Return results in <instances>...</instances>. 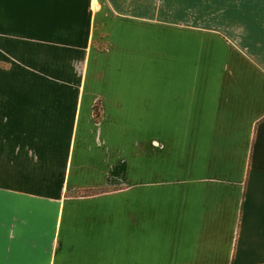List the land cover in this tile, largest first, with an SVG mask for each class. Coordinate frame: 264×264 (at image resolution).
Wrapping results in <instances>:
<instances>
[{
    "label": "crops",
    "instance_id": "obj_1",
    "mask_svg": "<svg viewBox=\"0 0 264 264\" xmlns=\"http://www.w3.org/2000/svg\"><path fill=\"white\" fill-rule=\"evenodd\" d=\"M98 1L110 11L105 49L83 51L70 102H99L121 121L102 128L112 148L138 132L131 120H174V176L148 177L129 159L108 174L98 129L57 128L59 147L69 135L75 152L61 191L45 177L0 181V264H264V0H185V19L174 0L67 6ZM13 95L12 115L36 113L34 94Z\"/></svg>",
    "mask_w": 264,
    "mask_h": 264
},
{
    "label": "rangeland",
    "instance_id": "obj_2",
    "mask_svg": "<svg viewBox=\"0 0 264 264\" xmlns=\"http://www.w3.org/2000/svg\"><path fill=\"white\" fill-rule=\"evenodd\" d=\"M174 2L179 4L174 6V19H185V0ZM71 3L72 0H0V181L10 177L39 181L45 177L48 182L54 181L61 191L65 165L75 154L70 147L74 137L61 136L63 144L59 147L60 137L54 133L57 128L68 129L78 122L82 127L98 129L94 138L104 146L103 170L107 169L106 161L113 164L108 167V174L114 172L113 175L119 176L129 159L132 166H137L139 160L146 162L148 177L163 181L174 176V167H168L174 161V120H131V127L138 132L129 137L126 143L129 145L116 143L112 148L105 145L108 141L102 135V128L116 126L121 121H110L106 117L107 106L102 108L99 102L77 105L70 102L68 95L75 92V84L84 74L85 55L96 47L100 48L96 53L105 49L103 16L110 14L108 9L107 13L103 12L99 1L91 2L87 8L67 6ZM97 15L99 37L95 38ZM77 26L81 29L79 33L75 31ZM146 58L144 68L147 78L152 79L156 75L150 70L155 65L154 57ZM144 68L139 70L142 72ZM22 92L35 95L36 113H30V118L16 109L11 114L12 94L17 98ZM64 96L70 102L66 106L60 103V97ZM96 104H99L97 110ZM74 106L81 120L72 119ZM43 107L45 113L39 110ZM62 107L67 110H61ZM102 112L105 119L96 123L95 114L101 116ZM159 162L161 167L156 164ZM133 170L137 168H131L132 174ZM100 174L103 175L102 169ZM148 191L156 193L155 189Z\"/></svg>",
    "mask_w": 264,
    "mask_h": 264
},
{
    "label": "trees",
    "instance_id": "obj_3",
    "mask_svg": "<svg viewBox=\"0 0 264 264\" xmlns=\"http://www.w3.org/2000/svg\"><path fill=\"white\" fill-rule=\"evenodd\" d=\"M99 104L95 105V110L98 109ZM97 117H99V114H96ZM97 189H83V190H78L76 193L78 195H83V194H91V193H96Z\"/></svg>",
    "mask_w": 264,
    "mask_h": 264
},
{
    "label": "bare ground",
    "instance_id": "obj_4",
    "mask_svg": "<svg viewBox=\"0 0 264 264\" xmlns=\"http://www.w3.org/2000/svg\"><path fill=\"white\" fill-rule=\"evenodd\" d=\"M95 1V0H94Z\"/></svg>",
    "mask_w": 264,
    "mask_h": 264
}]
</instances>
